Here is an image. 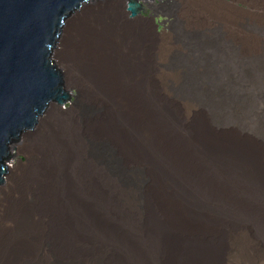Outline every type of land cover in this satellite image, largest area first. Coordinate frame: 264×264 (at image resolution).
<instances>
[{"label":"bare ground","instance_id":"bare-ground-1","mask_svg":"<svg viewBox=\"0 0 264 264\" xmlns=\"http://www.w3.org/2000/svg\"><path fill=\"white\" fill-rule=\"evenodd\" d=\"M240 1L261 12L188 3L238 48L261 49L246 23L264 34V0ZM142 11L114 2L74 16L54 70L76 103L49 106L17 147L26 166L4 165L0 264H264V94L175 96L178 83L157 81L164 42Z\"/></svg>","mask_w":264,"mask_h":264},{"label":"water","instance_id":"water-1","mask_svg":"<svg viewBox=\"0 0 264 264\" xmlns=\"http://www.w3.org/2000/svg\"><path fill=\"white\" fill-rule=\"evenodd\" d=\"M114 2L163 6V0H0V189L9 180L4 165L14 163L9 151L35 140L49 106L72 109L54 57L75 14Z\"/></svg>","mask_w":264,"mask_h":264},{"label":"rangeland","instance_id":"rangeland-1","mask_svg":"<svg viewBox=\"0 0 264 264\" xmlns=\"http://www.w3.org/2000/svg\"><path fill=\"white\" fill-rule=\"evenodd\" d=\"M163 3L167 5H143L141 12L142 17L155 19L158 40L164 42L163 49H159L156 62V78L159 83H178L175 96L181 99L226 98L233 97L237 93L257 91L264 94V73L254 72L257 66H261L264 71L263 31L255 30L246 23V33L248 32V35L251 33L253 36L260 35L263 41L261 49L247 52L246 49H240L230 42L219 27H213L215 21L212 15H209L210 17L204 22L202 21L205 10L201 3L191 5L188 0H163ZM210 7L213 11L236 19H243L246 12L249 14L261 12L240 0H219L216 5L212 4ZM206 23L208 27H205ZM169 42L174 47L167 45ZM54 63L63 71L55 57ZM250 71L252 78L259 82V86L249 85L251 79L247 73ZM69 94L73 108L76 95L74 92ZM256 105L264 106V99L259 100ZM63 111L68 113L70 109ZM248 115L247 121L244 122L245 127L253 131L255 130L253 117ZM13 150L11 159L14 163L8 164L9 169L15 165L19 169L24 168L27 163L26 155L19 152L17 148ZM106 160L118 174L127 171L126 168L119 167L113 157L106 155Z\"/></svg>","mask_w":264,"mask_h":264}]
</instances>
